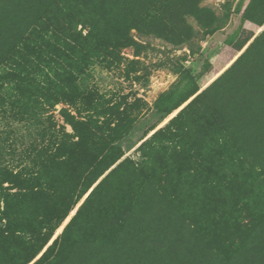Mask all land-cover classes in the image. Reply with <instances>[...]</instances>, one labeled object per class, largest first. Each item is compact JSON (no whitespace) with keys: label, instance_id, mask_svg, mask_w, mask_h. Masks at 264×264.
<instances>
[{"label":"trees","instance_id":"16d2710c","mask_svg":"<svg viewBox=\"0 0 264 264\" xmlns=\"http://www.w3.org/2000/svg\"><path fill=\"white\" fill-rule=\"evenodd\" d=\"M151 11L143 0H0V108L74 105L93 61L113 65L129 46L140 54L130 30L150 27ZM192 96L141 142L140 160L125 157L95 186L122 155L115 145L85 164L79 189L63 180L76 155L64 138L33 173L0 166V264L40 253L32 264H264V29L164 117ZM60 114L74 144L96 143L86 119Z\"/></svg>","mask_w":264,"mask_h":264},{"label":"rangeland","instance_id":"374dc122","mask_svg":"<svg viewBox=\"0 0 264 264\" xmlns=\"http://www.w3.org/2000/svg\"><path fill=\"white\" fill-rule=\"evenodd\" d=\"M143 1L152 9L150 27L130 30L134 39L144 45L140 54L135 55L134 47L129 46L121 49L120 58L113 65L93 61L78 79L84 92L80 101L74 105L33 104L26 113L17 104H2L0 166L33 173L41 159L55 154L56 143L64 138L76 155L65 164L63 180L70 188L76 185L79 189L85 164L98 161L115 145L122 155L99 177V182L125 157L140 160L136 149L141 142L191 97L166 117L164 105L171 108L191 90H203L264 29L260 30L264 24L259 26L264 20V0ZM249 35L250 39L237 51ZM62 107L87 120L98 138L96 143L74 144L77 137L63 121ZM67 190L57 193L59 201L69 196Z\"/></svg>","mask_w":264,"mask_h":264},{"label":"water","instance_id":"95a60500","mask_svg":"<svg viewBox=\"0 0 264 264\" xmlns=\"http://www.w3.org/2000/svg\"><path fill=\"white\" fill-rule=\"evenodd\" d=\"M263 28H264V25L260 28V30H262ZM246 47H247V46H246ZM246 47H245V48H246ZM245 48L239 53V55L245 50ZM239 55H238V56H239ZM238 56H237V57H238ZM237 57H236V58H237ZM236 58L233 59L232 62H231L230 64H228V65H227V66H226V67H225V68H224V69H223V70H222V71H221V72H220V73H219V74L213 79V80H215V79H216L221 73H223V72H224V71H225V70H226V69H227V68H228V67H229V66H230L235 60H236ZM213 80H212V81H213ZM212 81H211V82H212ZM201 90H202V89H201ZM201 90H200V91H201ZM200 91H199V92H200ZM199 92H198V93H199ZM194 96H195V95H194ZM194 96H192L188 101H186L182 106H180V107H179L174 113L170 114V115L166 118V120L164 119V120H163V121H164L163 124H165L169 119H171L173 116H175V114H176L179 110H181V109H182V108H183V107H184V106H185V105H186V104H187V103H188V102H189ZM163 124H162V125H163ZM162 125H160L158 128H160ZM158 128H157V129H158ZM157 129L153 130L152 133H153L154 131H156ZM152 133H151V134H152ZM97 182H98V181H97ZM97 182H96V184H97ZM96 184H95V185H96ZM95 185H94V186H95ZM92 188H93V187H92ZM92 188H91V189H92ZM91 189L86 193L85 197L80 201V203L78 204L77 208L81 205V203H82L83 200L86 198V196H87L88 193L91 191ZM77 208L73 211V213L71 214V216L69 217V219L66 221V223L63 225V227L67 224V222L70 220V218L75 214ZM63 227H62V229H63ZM62 229H61L59 232H57V233L52 237V239L49 241L48 245L51 244V242L53 241V239L56 238V236L62 231ZM40 255H41V253H40ZM33 262H34V261H32V262L29 263V264H32Z\"/></svg>","mask_w":264,"mask_h":264},{"label":"bare ground","instance_id":"6f19581e","mask_svg":"<svg viewBox=\"0 0 264 264\" xmlns=\"http://www.w3.org/2000/svg\"><path fill=\"white\" fill-rule=\"evenodd\" d=\"M176 111V110H175ZM174 111V112H175ZM174 112H172V113H174ZM171 113V114H172ZM165 120H166V118H165ZM79 204V203H78ZM76 207V206H75ZM74 209L75 208H73L71 211H70V213L68 214V216L64 219V221L60 224V226L57 228V230H56V233L57 232H59L61 229H62V227H63V225L66 223V221L69 219V217L71 216V214L73 213V211H74Z\"/></svg>","mask_w":264,"mask_h":264}]
</instances>
